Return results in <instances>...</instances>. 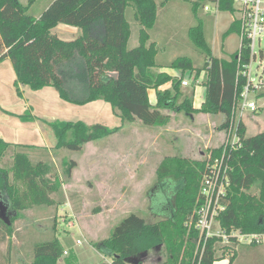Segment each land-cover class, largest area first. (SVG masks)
<instances>
[{
  "label": "trees",
  "instance_id": "1",
  "mask_svg": "<svg viewBox=\"0 0 264 264\" xmlns=\"http://www.w3.org/2000/svg\"><path fill=\"white\" fill-rule=\"evenodd\" d=\"M203 3L204 0H196L193 10ZM127 4H132L135 18L143 26L139 32V45L131 49L126 48L130 31L124 13ZM29 5L19 0H0V61L8 59L11 62L16 86L22 83L33 90L52 86L62 100L74 104L104 100L111 104L120 120L137 119L143 125L168 123L170 114L161 110L172 107L189 112L221 111L224 114L222 126L227 127L237 91L245 82L237 76L238 50L229 60L214 57L205 42L201 21L190 27L192 40L205 54L203 66L198 70L206 71L202 80L206 91L200 107L194 108L189 96L175 104L181 94L178 79L173 80L172 90L156 91V104L152 106L147 89L169 80V76L150 70L155 63L156 48L153 43L147 45V30L156 20L158 5L155 0H52L38 16L28 13ZM219 9L231 11L232 0H220ZM59 23L76 26L82 32L75 39L63 40L51 32ZM232 24L230 29L239 31L237 23ZM171 65L182 70L192 67L187 56L176 58ZM110 72H116L117 77L110 76ZM260 95L264 96V88ZM20 117L31 116L26 112ZM49 124L56 138L55 147L71 150H79L84 143L115 133L120 128L102 123L87 124L82 120H54ZM238 129L241 145L230 151L228 185L220 198L223 209L216 219L227 235L232 229L242 234L264 233V130L247 135L241 121ZM10 145L0 138V158ZM207 168L203 161L184 158L170 166L159 167L164 175L171 173L183 183L175 191L172 202L171 196L164 195L163 203L167 206L164 211L150 207V212L159 218L158 222H147L132 212L114 226L101 246L102 252L112 257V264H142L148 250L158 246L168 251V257L157 264H213L225 256H228V264L234 262L235 247L240 243L235 237L228 236V242H223L220 236H211L204 241L193 223L188 224L189 215L201 202L199 183ZM47 169L46 162L34 163L26 151H16L13 155L10 168L13 183L9 181V170L0 166V195L8 196L12 211L17 214L33 205L55 203L50 194L58 191L59 183L46 178ZM253 185H256L254 192L251 190ZM0 225L5 228L6 236H10L12 224L0 219ZM3 236L0 239H4ZM199 239L200 245L194 255ZM247 244L256 246L260 243L251 241ZM220 248L223 252L232 249V253L222 252L217 256ZM33 253L35 264H56L63 248L54 237L35 244Z\"/></svg>",
  "mask_w": 264,
  "mask_h": 264
},
{
  "label": "rangeland",
  "instance_id": "2",
  "mask_svg": "<svg viewBox=\"0 0 264 264\" xmlns=\"http://www.w3.org/2000/svg\"><path fill=\"white\" fill-rule=\"evenodd\" d=\"M19 1L22 4L29 3L28 13L35 16L39 15L48 3L47 0ZM159 1L155 0L157 9ZM195 1L169 0L167 5L161 8L158 19L161 28L158 37L163 42L161 47L165 52L160 53L161 57L158 59L167 62L174 55L189 56L192 67L186 70L178 68V76L180 79L189 77L191 86L203 85L206 71L198 72L203 66L205 54L192 40L190 27L201 21L205 42L209 45L211 54L219 59L229 60L239 46L237 29H230L233 25L231 13L215 10L214 7L205 11L203 4H197L194 11ZM124 13L131 24L134 21L132 4H127ZM56 32L65 40L74 37L63 30ZM135 36L128 37L127 49L135 45ZM261 48L264 50V42L261 43ZM263 67L264 62L257 66V73H260ZM14 79L13 66L6 59L0 63V133L2 132L5 140L19 144L52 146L56 138L49 122L56 119L82 120L86 123L100 121L108 127L120 128L115 133L84 143L79 150L53 147L49 148L50 151L41 149L29 154L34 163L43 161L48 164L45 176L50 182L59 183V189L50 194L55 201L53 205H41L39 208L34 207L39 205L31 206L35 209L29 213V218L26 212L28 208L18 211L17 214L11 209V234L16 237L15 242L14 239L5 238V228L0 225V234H4V239H0V264H35V244L54 237L58 238L65 250L57 264H112V257L102 252L101 246L110 236L114 226L132 212L145 218L147 222H158L159 218L150 212V207L164 211L167 208L165 202L163 203L164 195L171 196L172 202L175 191L183 183L171 173L164 175L159 167L170 166L177 159L183 158L216 165V159L227 147L229 136L226 127L222 126L224 114L221 111L189 112L180 108L174 110L172 107L164 109L172 113L168 123L144 126L137 119L120 120L113 112L111 104L104 100L83 104L69 103L60 99L52 86L37 90L26 85L16 87ZM191 88H181V94L175 101L176 105L186 96L193 99ZM201 97L202 94H197L196 91L194 100L198 102ZM28 111L33 117L20 119L19 115ZM230 116L233 123H236L238 117L241 118L247 135H255L264 130V107L256 112L246 111L240 116L235 109L230 112ZM207 120H210L211 125ZM205 126L209 128L205 129ZM16 146L10 145L0 158V166L9 170L11 183L13 175L10 168L14 152L19 148ZM20 150L25 151L22 148ZM202 180L203 177L200 179L199 190L208 193L214 185L210 188L209 184L203 183ZM220 189L221 184L216 187V190ZM251 190L256 191V185H253ZM3 196L5 202L9 203L8 196ZM23 219H26L24 222L28 224L18 229L19 225H14V222L19 224ZM211 229L216 231L218 227L213 223ZM8 241L13 245L11 255L7 247ZM248 242L247 238L236 245L237 254L233 264H264V240L256 246H250ZM199 245L200 242L197 241L194 255ZM231 251L232 249L223 252V248H220L216 255L220 256L222 252L230 255ZM167 257L168 251L163 246H158L157 249L148 250L142 264H157Z\"/></svg>",
  "mask_w": 264,
  "mask_h": 264
},
{
  "label": "built area",
  "instance_id": "3",
  "mask_svg": "<svg viewBox=\"0 0 264 264\" xmlns=\"http://www.w3.org/2000/svg\"><path fill=\"white\" fill-rule=\"evenodd\" d=\"M219 2L220 0H204L203 9L207 11L210 7H214L215 10H219ZM229 12L231 13V20L237 23L239 28V46L236 55L239 64L237 76L240 75L245 79L244 84L237 91L236 102L232 108L233 111L236 109L238 116H240L246 111L256 112L264 107V96L260 95V91L264 88V67L260 73H257V66L264 62V50L261 48V43L264 42V0H232V10ZM242 50L245 51L243 55ZM181 83L188 85V79H183ZM231 117L226 127L229 136L226 143L227 147L216 159V165L207 164V171L203 175V183L209 184L210 188L211 185L214 186L208 193L201 189V202L195 206L188 224L193 223L194 227L198 229L200 237H204V241L211 236H220L223 242H228L229 237L232 236L240 242L248 238V243L251 241L260 243L264 240V233L242 234L239 230L232 229L227 235L221 230L216 219L219 211L223 209L220 198L225 194V187L228 185L227 172L230 151L236 150L241 145L238 129L241 118L238 117L236 123H233ZM219 184L222 185V189L216 190ZM213 223L218 227L216 231L211 229ZM198 241L200 242V239Z\"/></svg>",
  "mask_w": 264,
  "mask_h": 264
},
{
  "label": "crops",
  "instance_id": "4",
  "mask_svg": "<svg viewBox=\"0 0 264 264\" xmlns=\"http://www.w3.org/2000/svg\"><path fill=\"white\" fill-rule=\"evenodd\" d=\"M52 0H47V5H46V7L48 6V4L51 2ZM168 1L169 0H165V1H162V0H160L159 1V8L157 9V13H156V20H155V22H154V25L152 26V28H150V29H148L147 31H148V35H149V39H148V41H147V45L148 44H150V43H153L154 45H155V48H156V54H155V57H154V61H155V63H154V65L152 66V67H150V70H151V72L152 73H154V74H161V75H167V76H169V80L168 81H166V82H164V83H162V84H160V85H158L157 87H150V88H148L147 89V93H148V99H149V102H150V104L152 105V106H155V104H156V100H157V97H156V91L157 90H160V91H163V90H172V82H173V80L174 79H178V80H180V84H179V88H180V90H181V88H185V87H188V86H190V87H192L191 89V92H192V95H194L193 96V101H192V104H193V107L194 108H199L200 107V105H201V102L204 100V97H205V91H206V89H205V86L204 85H201V84H197V85H194V86H191L190 84H189V81H188V85H182V83H181V81L183 80V79H180V77L178 76L179 74H180V70H178V68L177 67H173L172 65H171V63L176 59V58H178L179 57V55H174L173 56V58L172 59H170V60H168L167 62H164V61H162V60H160V59H158V57L160 56L161 57V54H163V53H165L164 52V50H163V48L161 47V44L163 43V42H161L162 40H160V38L158 37V34H159V30L161 29L160 27H159V23H158V19H159V15H160V12H161V8H163V7H165L166 5H167V3H168ZM45 7V8H46ZM44 8V9H45ZM43 9V10H44ZM134 13H135V9H134ZM40 14V13H39ZM38 16V15H37ZM133 18H134V21H132L131 22V24L128 22V24H129V27H130V31H129V35H128V37L129 36H132V37H134L135 36V32H136V36H135V40H134V42H136L135 43V45L134 46H132V47H130V48H128V49H131V48H134V47H136V46H138L139 45V32H140V29L141 28H143V26L139 23V21L135 18V14H133ZM127 20V19H126ZM132 26V27H131ZM56 30H63L64 32H67V33H69V34H71L72 36H74L73 37V39H75L77 36H79L80 34H81V29L80 28H78V27H76V26H72V25H68V24H64V23H59L58 25H56L55 27H53L52 29H51V32H53V33H55L56 35H57V32H56ZM188 30H189V28H188ZM150 31H152V32H150ZM156 31H157V34H156ZM152 34V35H151ZM177 35V33H175V35L174 36H176ZM58 36V35H57ZM157 36V37H156ZM59 37V36H58ZM59 38H61V37H59ZM62 39V38H61ZM63 40H65V39H63ZM68 40H72V39H68ZM127 40H128V38H127ZM168 41V40H167ZM127 43V42H126ZM161 53V54H160ZM180 56H182V57H184V56H186V55H180ZM189 57V56H188ZM4 60H6V59H4ZM4 60H2V61H0V63L1 62H3ZM14 69V68H13ZM15 72V71H14ZM202 78H203V76H202ZM202 78L200 79V80H202ZM184 79H188L189 80V77L188 78H184ZM15 80H16V74H15V79H14V85H15ZM199 80V81H200ZM18 85H21L22 87H23V85H25V84H22V83H18L17 84V86ZM16 86V85H15ZM16 86V87H17ZM27 86V85H26ZM200 87H202V90H200ZM196 88H197V90H196ZM197 91V94H199V93H201L202 94V97L199 99V101L198 102H196L195 100H194V98H195V94H196V91ZM56 91V90H55ZM57 92V91H56ZM58 94V93H57ZM59 96V95H58ZM201 95H199V97H200ZM60 98V97H59ZM61 99V98H60ZM64 101V100H63ZM94 101H96V100H94ZM66 102V101H65ZM113 110V109H112ZM163 113H168V114H170V119H171V115H172V113L171 112H166L164 109H162L161 110ZM29 113H30V111H28ZM114 112V111H113ZM22 115V114H21ZM20 116V115H19ZM30 116L31 117H29V118H32L33 117V114H31L30 113ZM20 119H22L21 117H20ZM207 119V118H206ZM22 120H24V119H22ZM56 120H61V119H56ZM223 120H224V118H223ZM69 121H72V120H69ZM77 121V120H76ZM139 121V120H138ZM208 122H210V120H207ZM169 122V121H168ZM86 123V122H85ZM94 123H101L100 121H97V122H94ZM87 124H93V123H87ZM103 124V123H102ZM142 124V123H141ZM143 125V124H142ZM209 125H211V122H210V124ZM144 126H152V125H144ZM208 129L209 128V126H205V129ZM167 129H169L168 127H167ZM186 130H187V128H186ZM188 132H189V130H188ZM2 133V132H1ZM0 133V138H2L3 140H5V137L2 135ZM6 142H9L11 145L12 144H15V145H17L16 147H19L20 149L22 148L23 150H25L26 152H28L29 154H31L32 152H36V151H39V150H49L50 151V149H52L53 147H55V144H56V142H55V144L54 145H52V146H41V145H34V144H19V143H15V142H12V141H9V140H5ZM189 144V143H188ZM189 145H186V147H188ZM182 148H183V146H181ZM18 148V150H16V151H21L20 149ZM50 148V149H49ZM15 153V152H14ZM0 199H2V200H5V198H4V196L3 195H0ZM8 202H9V200H8ZM9 204H10V202H9ZM34 207H36V208H39V207H41V205H39V206H34ZM34 207H30V208H28L27 209V217L29 218L30 216V214L29 213H31L35 208ZM10 209H11V205H10V207H9ZM28 218H26V219H28ZM26 219H23L19 224H16V222H14V225H19V227H18V229L19 228H21V226H24V225H27L28 223H25L24 221L26 220ZM2 237V235L0 234V238ZM15 234L13 235V234H11V236H6V238L7 239H14L13 240V242H15ZM12 241V240H11ZM3 244V243H2ZM0 247H1V245H0ZM7 247H8V249H9V255H11L12 254V248H13V245H10V241H8L7 242ZM15 247V246H14ZM64 251L65 250H63V253L62 254H65L64 253ZM13 252H14V250H13ZM61 257V256H60ZM60 257L57 259V261H56V264L58 263V261H59V259H60ZM10 258H12V257H10ZM111 262H112V260H111ZM10 264H12V263H10ZM213 264H228V256H225V257H222V258H220L219 260H216V261H214L213 262ZM233 264V263H232Z\"/></svg>",
  "mask_w": 264,
  "mask_h": 264
},
{
  "label": "water",
  "instance_id": "5",
  "mask_svg": "<svg viewBox=\"0 0 264 264\" xmlns=\"http://www.w3.org/2000/svg\"><path fill=\"white\" fill-rule=\"evenodd\" d=\"M109 75L115 78L117 77L116 72H110ZM9 207V203L5 202V200L0 199V219H2L6 224H10L9 214L7 212Z\"/></svg>",
  "mask_w": 264,
  "mask_h": 264
},
{
  "label": "flooded vegetation",
  "instance_id": "6",
  "mask_svg": "<svg viewBox=\"0 0 264 264\" xmlns=\"http://www.w3.org/2000/svg\"><path fill=\"white\" fill-rule=\"evenodd\" d=\"M7 212H8V214H10L11 213V209L9 208Z\"/></svg>",
  "mask_w": 264,
  "mask_h": 264
}]
</instances>
